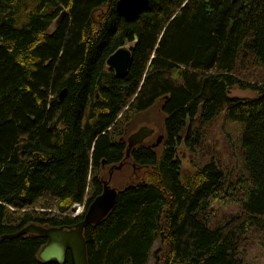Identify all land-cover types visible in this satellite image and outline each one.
Segmentation results:
<instances>
[{"label": "trees", "instance_id": "16d2710c", "mask_svg": "<svg viewBox=\"0 0 264 264\" xmlns=\"http://www.w3.org/2000/svg\"><path fill=\"white\" fill-rule=\"evenodd\" d=\"M128 41L118 75L105 60ZM160 98L162 140L124 158L116 129ZM220 111L241 124L245 172L213 157L185 169L175 152L200 144L195 115ZM128 159L144 173L83 228L88 264H146L156 239L154 264H242L243 242L264 231V0H149L129 17L114 0H0V264H71L38 257L42 234H2L73 225L107 167ZM230 202L239 211L210 225Z\"/></svg>", "mask_w": 264, "mask_h": 264}, {"label": "rangeland", "instance_id": "374dc122", "mask_svg": "<svg viewBox=\"0 0 264 264\" xmlns=\"http://www.w3.org/2000/svg\"><path fill=\"white\" fill-rule=\"evenodd\" d=\"M54 28V23L49 26V30ZM129 45L132 42L128 41ZM229 94L232 96H254L255 92L251 88H240L234 85ZM162 99H157L151 106L141 110H132L125 116L116 133L123 135L126 141L127 135L137 129L140 125L145 124L154 128V132L143 141L150 143L159 133L164 132V120L166 113L162 110ZM193 129H198L200 144L196 147L195 152L186 151L182 156L184 168L193 169L194 165H201L209 158H214L219 165L235 177L238 173H244L242 161V151L240 148V133L241 124L232 121L225 117V113L220 111L219 114L212 120L200 122L198 115H195L192 124ZM185 151V150H184ZM144 173V168H135L131 160H127L121 168L113 171L110 184L122 187L132 180L139 179ZM105 178L108 175V167L105 170ZM219 209H222L221 212ZM239 211L237 203L230 202L224 206H218L215 209L213 219L210 220V225L218 223V219L225 218L229 213ZM159 245V240L156 239L150 250L148 261L146 264H154L153 252ZM243 255L242 264H264V231L250 232L241 246Z\"/></svg>", "mask_w": 264, "mask_h": 264}, {"label": "water", "instance_id": "95a60500", "mask_svg": "<svg viewBox=\"0 0 264 264\" xmlns=\"http://www.w3.org/2000/svg\"><path fill=\"white\" fill-rule=\"evenodd\" d=\"M149 0H114V6L119 15L132 16L142 8L146 7ZM63 13V12H62ZM62 15H59V17ZM131 45L128 42L115 48L108 54L105 64L111 67L118 75L127 72L131 62ZM65 92L61 89L59 95ZM97 96V93H96ZM154 128L145 124L140 125L131 131L126 137V147L124 158L129 156L130 149L152 134ZM163 137L159 133L152 146L158 144ZM122 138V136H121ZM123 161L110 165L108 176L103 180L102 190L92 197L84 213L73 225H47L29 222L16 231L2 234V237H13L24 233H39L46 237V241L40 247L37 255L43 261L54 259L58 263L64 262L67 255L71 264H88L86 252V240L83 235V228L89 223H94L103 218L113 207L118 194V188L110 184V179L114 169H119Z\"/></svg>", "mask_w": 264, "mask_h": 264}, {"label": "built area", "instance_id": "2783aa9c", "mask_svg": "<svg viewBox=\"0 0 264 264\" xmlns=\"http://www.w3.org/2000/svg\"><path fill=\"white\" fill-rule=\"evenodd\" d=\"M85 207V201L83 200L82 202H75L72 206V211L71 215H78L81 214L84 210Z\"/></svg>", "mask_w": 264, "mask_h": 264}, {"label": "flooded vegetation", "instance_id": "af4514ba", "mask_svg": "<svg viewBox=\"0 0 264 264\" xmlns=\"http://www.w3.org/2000/svg\"><path fill=\"white\" fill-rule=\"evenodd\" d=\"M107 67H108V66H107ZM153 132H154V131H153ZM162 134H163V133H162ZM150 135H151V134H150ZM150 135L146 136V137L143 139V141H145V139L148 138ZM163 136H164V134H163ZM156 137H157V136H156ZM156 137H155L154 140L150 141V145H151V146H152V143L155 142ZM122 138H123V137H122ZM162 138H163V137H162ZM161 140H162V139H161ZM143 141H141L140 143H143ZM140 143H137L136 145H138V144H140ZM159 143H160V142H159ZM159 143H158V144H159ZM158 144L154 145L153 147L157 146ZM136 145H134V146H136ZM184 150H185V151H184ZM178 151H179L180 153L175 152V154H177V155L180 157V156H183L187 150L184 149L183 146H182L181 149H180V148L178 149ZM181 152H182V153H181ZM179 159H180V158H179ZM180 160H181V161L183 160L182 157H181ZM123 164H124V163H123ZM108 169H109V168H108ZM52 260H54V259H51L50 261H52Z\"/></svg>", "mask_w": 264, "mask_h": 264}]
</instances>
